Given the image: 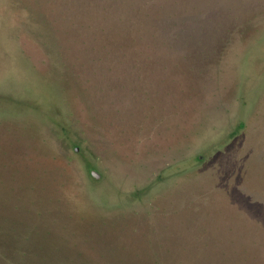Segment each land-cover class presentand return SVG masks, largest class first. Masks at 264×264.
<instances>
[{"label":"water","instance_id":"water-1","mask_svg":"<svg viewBox=\"0 0 264 264\" xmlns=\"http://www.w3.org/2000/svg\"><path fill=\"white\" fill-rule=\"evenodd\" d=\"M166 4L171 8V2ZM182 7L178 0L174 8ZM150 23L144 24L145 39L140 46L149 49L153 59L138 70L132 65L136 57L132 46L124 57L113 53L102 61L85 53L82 60L76 59L77 66L87 62L96 73L75 68L78 79L63 92L52 45L47 49L32 36L30 29L36 24L24 6L15 0H0V25L12 38L14 32L18 35L20 47L28 46L24 53L15 50L11 59L0 46V264H264V161L243 162L245 174L233 177L212 197H199L195 204L180 209L190 200V192L182 191L176 197L177 212H153L142 220L144 214L131 212V204L143 191L149 192L152 184L122 194L114 202L99 200L93 188L109 183L105 173L90 162L92 150L86 146L85 155L75 145L82 140L80 134L65 131L72 150L86 165L85 174L69 165L54 145L41 141L46 120L67 127L64 113L69 109L81 110L87 138L100 146L98 138L103 135L101 146L111 156L116 150V159L129 151L121 129H130L143 118L144 110L150 119L146 128L149 147L163 148L186 139L205 97L198 82L202 76L195 72L203 60L196 58L194 63L191 58L182 59L179 50L165 48L159 30L151 44ZM256 38L254 30L246 31L247 53H253ZM40 57L44 64L38 62ZM138 74L143 80L136 79ZM86 78L90 79L88 90L82 84ZM109 85L114 86L112 91ZM244 85L243 80L227 94L239 100L238 129L243 127ZM100 86L104 91L97 99ZM26 122L32 127L25 129ZM193 163L194 159L167 168L158 179L181 176ZM208 175L203 174L206 188L213 182ZM122 213L136 231L124 225Z\"/></svg>","mask_w":264,"mask_h":264},{"label":"rangeland","instance_id":"rangeland-1","mask_svg":"<svg viewBox=\"0 0 264 264\" xmlns=\"http://www.w3.org/2000/svg\"><path fill=\"white\" fill-rule=\"evenodd\" d=\"M197 7H205L206 9L201 10L206 12L198 15L195 21L185 19L177 23L183 32L188 28L187 32L190 31L191 38L186 39L179 31H171L175 37L172 39L174 49L186 55L185 58H191L194 63L196 58L203 60L202 65L196 68L197 70L194 69L202 76L198 82L205 97L198 108L199 117L194 126L186 132L184 141L179 140L163 148L149 147L146 139L151 137L146 134V128L150 119L149 113L144 110L143 118L133 122L130 129H121L127 136L129 151H125L121 158L116 159L113 158L117 157L116 150L111 156L112 152H109L106 146H101L104 145L103 135L98 138L100 146H96L87 138L81 125L84 120L81 110L65 111L69 124L64 129L53 124L51 120L45 121L42 143L54 145L58 152L64 153L63 157L68 164L74 166L80 173L85 174L86 165L82 157L72 150L65 131L71 130L80 134L82 140L76 141L75 145L79 146L81 153L86 155L87 151L92 150L90 162L105 173L109 183L102 182L93 188L95 198L114 202L122 194L144 189L152 184L149 192L143 191V195L131 204L134 208L131 212L145 214L157 205L173 209L179 203L176 197L180 191H192L193 173L158 179L163 170L190 163L204 150L225 141L224 138H228V141L224 149L218 151L215 156L216 158L220 155L214 163L222 162L218 170L226 169L230 164L241 168L247 159L261 163L264 156V0H204L200 1ZM194 25L196 28H193ZM250 29L257 33L254 41L257 44L251 51L252 54L246 52L243 40L246 31ZM213 30L219 31V34H211L210 31ZM219 35H222L220 39ZM17 40L18 35L15 32L12 38L10 31L0 25V46H3L7 59H11L12 53L19 48L23 53L26 52L28 46L20 47ZM27 57L29 60L32 58L30 55ZM38 62L44 64L46 61L40 57ZM242 79L245 81L246 105L243 127L238 129L236 123L239 116V100L237 97L230 98L227 94L232 88H238L243 82ZM43 108L50 111L47 105ZM23 127L29 129L32 124L26 122ZM126 141L124 140L122 145H125ZM86 146L89 150H86ZM141 146L144 147L143 150H140ZM245 154L249 157L243 159ZM214 163L210 164V167H213ZM213 169L215 168H209L210 171ZM210 171H206L205 174H209ZM105 185L108 188H105ZM175 190L179 193H173ZM131 206L128 204V207Z\"/></svg>","mask_w":264,"mask_h":264},{"label":"trees","instance_id":"trees-1","mask_svg":"<svg viewBox=\"0 0 264 264\" xmlns=\"http://www.w3.org/2000/svg\"><path fill=\"white\" fill-rule=\"evenodd\" d=\"M197 1L182 0L183 7L176 10L174 7L177 5L178 0H15L17 4L28 10L30 21L32 24H36L35 29L34 27L30 29L32 36L47 49L52 45V55L55 57L54 64L59 71V81L63 92L66 86H71L73 79H78L79 74L75 72V68L80 67L83 71L92 70V73H96L87 62L81 61L80 66H77L76 59L80 58L82 60L85 53L102 61L113 53L124 57L127 54V47L132 46L136 49L134 52L136 57L132 65L133 68L138 70L143 63L146 64L147 60L153 59L150 50L148 49L147 52L145 47L140 46L141 41L145 39L143 27L146 21H151L150 29L147 30L149 36L152 37L151 44L154 43L153 40H155L158 30L163 34L161 43L165 48L172 50V46L175 47L172 39H175V37L171 31H179L183 33L182 36L186 39L191 38L190 31L187 32L188 28L184 29L183 32L179 29L177 23H181L185 19H188L187 21L198 19V15L205 10L197 7ZM169 2L172 3L171 8H166V3ZM187 26L188 24H186ZM210 32L212 34L219 31L213 30ZM221 37L222 35H219V39ZM76 44L79 45L77 48L74 46ZM147 47L150 48L149 45ZM138 55H141V57H138ZM185 57L186 55H181L182 59ZM157 61L159 60L157 59ZM136 79L143 80L139 74L136 75ZM89 81L90 79L86 78L82 82L84 90H88L87 84ZM149 84L153 85L152 81ZM113 89L114 86L109 85L108 90L112 91ZM103 91V87H98L96 91L97 99H101ZM142 91L144 95L147 94L146 89L143 88ZM147 98L150 99L148 95ZM64 101L68 103L66 98H64ZM88 108L91 111L92 107L90 105ZM101 110H103V107ZM92 116H94V113ZM227 141H221L213 148L204 150L203 154L197 155L190 171L182 174L193 173L195 189L189 194L191 199L188 200V203L182 204L180 209H186L195 204L199 197L205 195L212 197L225 184H229L233 177L245 174L235 164H230L226 169L220 168L218 170L222 162L220 164L219 162L214 163L220 155L216 158L215 156L218 151L224 149ZM248 157L249 155L245 154L243 159ZM261 160L264 161V156ZM251 161L250 159L245 160V162ZM213 163V167H210V164ZM209 168H215L217 171L215 169L210 171ZM206 171H210L208 177L213 179L212 185L208 188L204 184L205 179L203 177ZM177 191L175 190L173 193ZM168 209L172 208L157 205L148 210L142 216V220L149 217L153 212L162 213L163 215L177 212L174 208V211H168ZM125 218V214L122 213L121 219L124 220V225L132 226V230L136 231V228L133 227L134 224H131ZM253 243L256 242L253 241Z\"/></svg>","mask_w":264,"mask_h":264}]
</instances>
